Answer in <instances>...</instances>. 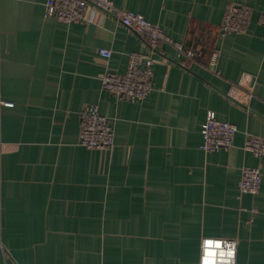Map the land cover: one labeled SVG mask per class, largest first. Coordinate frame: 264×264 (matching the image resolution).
<instances>
[{"label": "crops", "instance_id": "crops-1", "mask_svg": "<svg viewBox=\"0 0 264 264\" xmlns=\"http://www.w3.org/2000/svg\"><path fill=\"white\" fill-rule=\"evenodd\" d=\"M111 1L197 54L159 47L142 102L102 84L147 52L140 35L95 9L69 25L46 18L48 0H0V264H200L204 239L264 264V159L242 150L264 138V0ZM232 4L252 15L224 38ZM90 105L114 124L111 151L80 145ZM210 112L237 127L232 149L202 151ZM244 166L261 169L258 196L240 193Z\"/></svg>", "mask_w": 264, "mask_h": 264}, {"label": "built area", "instance_id": "built-area-1", "mask_svg": "<svg viewBox=\"0 0 264 264\" xmlns=\"http://www.w3.org/2000/svg\"><path fill=\"white\" fill-rule=\"evenodd\" d=\"M89 8L114 17L122 26L134 31L146 41L147 52L130 54L125 75H119L107 69L102 77L103 89L120 100L142 102L154 91V67L157 64L155 55L159 47L169 45L187 59L193 60L197 57L193 50L187 49L183 44L167 36L159 25L149 22L142 15L118 8L111 0H48L45 16L69 25L89 23L91 22L87 13ZM251 15V9L245 5L232 4L229 6L221 26V36L225 38L228 35L246 34ZM262 20L264 22V14ZM100 56L110 60L113 53L102 49ZM219 59L220 51L216 50L212 53L207 66L212 73L219 74ZM251 97L252 93H249L248 100ZM237 133L236 126L220 121L215 113L210 112L202 126L201 149L207 154L230 150L234 147ZM80 145L88 150L96 151H111L115 147L114 124L111 119L100 113L97 105H90L81 113ZM242 150L258 160H263L264 138L247 135ZM262 183L263 175L260 168L248 166L242 168L239 181V190L242 195L258 196ZM208 240L221 243L220 249H213L217 253L218 264L232 259L227 255L220 256L221 251L227 253L229 250L234 251V264H237V241L218 239L202 241L200 264H203L205 242Z\"/></svg>", "mask_w": 264, "mask_h": 264}, {"label": "clouds", "instance_id": "clouds-1", "mask_svg": "<svg viewBox=\"0 0 264 264\" xmlns=\"http://www.w3.org/2000/svg\"><path fill=\"white\" fill-rule=\"evenodd\" d=\"M221 248V243L220 242H205V252L203 256V264H218L216 260L217 253L216 251H213V249H220ZM227 255L228 257L232 258L226 262H221V264H234V256L235 253L232 250H229L227 253L221 251L220 256L223 257Z\"/></svg>", "mask_w": 264, "mask_h": 264}, {"label": "snow or ice", "instance_id": "snow-or-ice-1", "mask_svg": "<svg viewBox=\"0 0 264 264\" xmlns=\"http://www.w3.org/2000/svg\"><path fill=\"white\" fill-rule=\"evenodd\" d=\"M208 242H211V240H208Z\"/></svg>", "mask_w": 264, "mask_h": 264}]
</instances>
